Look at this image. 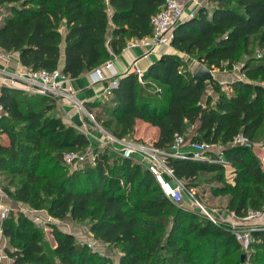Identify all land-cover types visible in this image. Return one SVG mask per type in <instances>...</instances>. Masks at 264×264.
<instances>
[{
	"label": "trees",
	"instance_id": "1",
	"mask_svg": "<svg viewBox=\"0 0 264 264\" xmlns=\"http://www.w3.org/2000/svg\"><path fill=\"white\" fill-rule=\"evenodd\" d=\"M165 0H0V49L18 55L32 70L60 69L77 78L103 66L132 40L152 35L151 19ZM172 31L169 46L144 70L119 76L108 94L83 105L118 139L133 134L138 121L158 129L152 144L169 150L174 134L205 142L213 161L166 157L173 175L191 190L212 184L227 196L226 210L244 217L264 210V166L252 143L264 126V0H208ZM263 52L257 54L258 52ZM257 54V55H256ZM210 70L232 69L241 56L244 79L227 83L196 79L183 56ZM208 84L217 96L207 93ZM0 177L13 201L63 221L87 222L101 243L121 252L118 264H241L242 249L231 226L214 224L168 199L145 163L134 156L111 158L106 149L94 163L68 171L63 154L89 146L65 124L55 99L0 87ZM54 113V114H52ZM239 136L249 144L235 143ZM108 148V147H105ZM222 156L228 163L217 161ZM5 253L13 264H113L70 233L51 225L55 245L23 212L1 223ZM264 264V227L251 232ZM240 254V253H239ZM253 256V255H251Z\"/></svg>",
	"mask_w": 264,
	"mask_h": 264
},
{
	"label": "built area",
	"instance_id": "2",
	"mask_svg": "<svg viewBox=\"0 0 264 264\" xmlns=\"http://www.w3.org/2000/svg\"><path fill=\"white\" fill-rule=\"evenodd\" d=\"M193 5V8L187 13L185 12L186 8H189ZM201 6L197 0H165L163 8L158 11L151 19L152 26V35L141 40H132L130 41L125 48L134 47L137 45L152 47H168L170 39L172 37L173 29L184 19L193 17L197 8ZM11 53H7L0 49V63L7 62L8 57ZM111 65L110 61H107L103 66L97 67L88 72V75L92 83H97L102 80H105L107 77L104 75V69L108 68ZM134 72L137 75V78L142 82V76L144 70L137 66V60H134L130 66V69L126 72ZM125 72V73H126ZM0 87L3 85L9 87L20 88L26 90L29 93H35L40 95H46L53 98L61 97L65 98L68 102L78 108L80 111H85L86 117L90 119L94 124L95 129L103 134L102 140L97 141V137L91 134L85 124L82 125L80 132L84 133L88 139L91 138L99 142L100 146L103 144H118L120 145V155L122 157H132L136 156V159L140 163H145L148 169L155 176L156 180L160 184V187L164 195L170 199L172 202L182 205L186 200V194L189 196L187 198L188 205L198 206L202 208L204 214L214 224H218V220L214 216V212L206 210L203 208L195 196L183 185L181 180H178L174 177L172 170L166 165V157H177V158H189L192 160H208L213 161L210 155L206 152L211 148L205 142L191 141L184 137L183 134L175 133L172 144L169 147V150L165 151L163 149L155 147L153 144H136L123 139H118L106 132L94 119L93 115L89 113L83 103L75 96V92L68 82L70 77L62 73L58 68L53 71H48L44 69L32 70L30 68H25L19 72H7L0 69ZM118 77L111 76L109 78V88L106 90V94L109 93L110 87H114L117 84ZM88 134V135H87ZM235 143H244L249 144L247 139L242 136H239L235 139ZM183 147H187L186 150H183ZM86 152V156H87ZM97 154L92 153V161ZM78 151H68L63 154V161L68 165H76L78 159L81 157ZM222 163L224 166H228L227 161L220 156L217 160ZM1 195V189H0ZM10 213V208L2 203L0 199V223L8 217ZM264 216V211H250L246 216L241 217L244 221H249L252 219H257ZM37 220V219H36ZM220 223V220H219ZM231 229L235 236V239L241 245L242 249H248L252 242L251 232L257 229L254 226H247L245 223L234 224L231 223ZM1 227V226H0ZM96 242L101 243L100 241H91L87 242V247L94 251H97L95 246Z\"/></svg>",
	"mask_w": 264,
	"mask_h": 264
},
{
	"label": "rangeland",
	"instance_id": "3",
	"mask_svg": "<svg viewBox=\"0 0 264 264\" xmlns=\"http://www.w3.org/2000/svg\"><path fill=\"white\" fill-rule=\"evenodd\" d=\"M190 8L191 7H189L188 10ZM2 18H3V14L0 13V23H1ZM165 48L168 49L167 46ZM257 52H258L257 54L263 53L260 51H257ZM11 54H14V53L12 52ZM183 57L185 60V64L187 65V68L192 73H194L195 69L200 65V63H198L192 57L185 56V55ZM245 60H246L245 56L239 57V59L235 62L234 67L232 69H228V68H226L227 65H223L221 67L222 69L214 68L211 70L213 75H214V80L216 81V84L219 86L220 90L228 92V86H227L228 82H231V81H234L237 79H244V76L241 74L240 71H241V66L245 62ZM0 79H1V75H0ZM25 92H27V91L25 90ZM207 93L212 94L214 97L217 96L216 93L213 91L212 86L210 84H208ZM105 95H106V93H105ZM67 103H68L69 107L76 109V107L74 105H72L70 102H67ZM56 108H55V112H56L55 115H57L59 112L57 106H56ZM95 111H97V110L92 111L93 117L95 116L94 115ZM81 112L80 113L82 114V116L86 117V114H85L86 112L82 111V110H81ZM2 114H3V110L0 106V116ZM52 114H54V113H52ZM88 121L90 123L94 124L92 121H90V119H88ZM137 124L138 123H136L135 127L137 126ZM143 127L144 126H139L138 133L134 129L133 134L129 137H125L124 139L126 141L136 143V144H140V143L152 144V142L154 141L155 138L153 136V132H152L150 126H148V128H145V129ZM105 131L107 132V130H105ZM98 134L100 135V132ZM140 135H142L143 138H145L146 140H143L141 138L140 139L137 138ZM0 137L5 138V135L0 134ZM87 137H89V136H87ZM89 141H90L89 146L79 152L80 155H82V156L78 159V162L76 163V165H68L67 164L69 172H73L75 170L77 171V170L83 169L84 167H86L88 165V163H91L92 153L94 155V154L99 153L100 151H103L104 149H106V150L108 149L111 152V154H112L111 158H115L117 156L120 157V149H121L120 145H118V144H107V145L103 144V146H100L99 142H92L91 138L89 139ZM251 145H252V151L259 158L262 165L264 166V126H262V128L259 130L257 136L255 137L254 142ZM105 147H108V148H105ZM86 152H88L87 156H86ZM134 157L136 158V156H134ZM5 182L6 181L3 180V177H0V189H1L0 199H1L2 203L10 208V213L23 212L28 217L32 218L34 220V222L42 229V231L44 233V239L46 240L47 244L50 247H53L55 245L53 236L51 235V225H55L58 229H60L62 231L72 233L76 237V240L79 241L80 243H87V242H91V241H96L94 236L89 232V224L87 222H73L70 219L60 221V220H57V219L50 217L45 212V210H43V209L36 210V209L29 207L26 204L11 200L10 198H8L6 196V194L2 190L3 189L2 185H4ZM183 185L185 187L184 183H183ZM211 185L212 184L207 183V182H201L199 186H197L194 189H191L190 192L195 196V198L199 201L200 205L203 208H205L206 210L214 212V216L218 220L217 221L218 224H219V220H220V223L231 225L232 222L227 217L229 212L226 210V203H227L228 197L227 196H213L210 192ZM189 196H191V195H189L187 193L186 194V200L184 201V204H182L181 206H183L185 209H188L191 211H196L202 218L208 220V218L204 214L202 208H200L196 205L190 206L187 204L188 203L187 198ZM231 215L232 214H230L229 216H231ZM1 223H0V226H1ZM260 223H264V222H247V223H245V225L254 226L256 228L257 227L263 228L264 224H260ZM6 246H7V243H6V240L2 237L1 227H0V264H13L12 260L10 258H8V256L5 253V247ZM95 248L97 251H94V252H96L98 255L109 258L113 262V264H118V260H119V256H120L121 252H119V250L114 248L111 244H104V243L100 244V243L96 242ZM242 254L245 256V261L240 262L241 264H254V258H255V256H257L258 251H256L252 246H250L248 249H240L238 254L237 253L231 254V257L234 259H238L239 257H241ZM251 255H253V256H251Z\"/></svg>",
	"mask_w": 264,
	"mask_h": 264
},
{
	"label": "crops",
	"instance_id": "4",
	"mask_svg": "<svg viewBox=\"0 0 264 264\" xmlns=\"http://www.w3.org/2000/svg\"><path fill=\"white\" fill-rule=\"evenodd\" d=\"M197 1L201 3V6L202 5H205L207 7L211 6L208 3V0H197ZM190 7L191 8L189 10L193 8V5ZM186 10L189 11L188 8H186L185 9L186 13H187ZM164 48L165 47H161V46H157V47H152L150 45L143 46L141 44L134 47L124 48L120 54L111 56L109 60L111 65L108 68L104 69V75L107 77L105 80H102L97 83H92L88 75V72H84L77 78H71L70 81L68 82V85H70L71 88H73L75 92V96L83 104L87 101L99 99L103 95H105L106 90L109 88V84H108L109 78L111 76L119 77L123 75L126 71L130 69V66L134 60H137V66L139 68L145 70L148 67V65L151 64L153 61H155L162 53L174 52V50L170 46H168V49L166 48L164 49ZM62 66H63V59L59 68L61 69ZM0 69L7 72H19L22 71L24 67L20 64L18 60V55L14 53L9 55L7 62L0 63ZM54 99H55V104L59 110L58 115L61 117L62 121L65 124L73 126L78 131H81V129L83 128L82 125L85 124L87 130L91 134L97 137V141L102 140L101 138H103V135L98 134L99 132L95 129L93 124L88 121L87 117L82 116L81 114L82 112L78 108L75 109L69 107L67 103L68 101L65 98L57 97ZM137 123L138 124L135 127L137 133L139 126H144L143 127L144 129L150 126L153 132V136L156 139L158 135V129L156 127H153L143 121H138ZM137 138L146 140L145 138H143L142 135L138 136ZM97 141L92 139V142H97ZM182 149L186 150L187 147H183ZM230 214L232 215L229 216ZM227 217L234 224L235 223L241 224L247 222H264V216L257 219L244 221L241 217L235 216L233 213L229 212ZM260 224H264V223H260Z\"/></svg>",
	"mask_w": 264,
	"mask_h": 264
},
{
	"label": "water",
	"instance_id": "5",
	"mask_svg": "<svg viewBox=\"0 0 264 264\" xmlns=\"http://www.w3.org/2000/svg\"><path fill=\"white\" fill-rule=\"evenodd\" d=\"M193 76L196 79L202 80V81H209L214 78V75L212 71L207 68L205 65L200 64L194 71ZM244 255H241V259H243Z\"/></svg>",
	"mask_w": 264,
	"mask_h": 264
}]
</instances>
